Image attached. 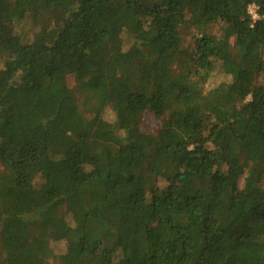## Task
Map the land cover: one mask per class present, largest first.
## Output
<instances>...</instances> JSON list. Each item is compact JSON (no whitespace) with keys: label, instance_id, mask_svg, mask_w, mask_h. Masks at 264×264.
Returning <instances> with one entry per match:
<instances>
[{"label":"trees","instance_id":"1","mask_svg":"<svg viewBox=\"0 0 264 264\" xmlns=\"http://www.w3.org/2000/svg\"><path fill=\"white\" fill-rule=\"evenodd\" d=\"M53 263L264 264V0H0V264Z\"/></svg>","mask_w":264,"mask_h":264},{"label":"rangeland","instance_id":"2","mask_svg":"<svg viewBox=\"0 0 264 264\" xmlns=\"http://www.w3.org/2000/svg\"><path fill=\"white\" fill-rule=\"evenodd\" d=\"M256 8L251 7L250 11L252 14H256ZM220 26L215 25L213 28L214 34H219ZM14 31L16 35L24 40H30L32 37L33 31L30 29L29 25L26 22H22L20 24H17L14 26ZM182 41H183V48L187 50L188 52H191L195 48V42L194 37H197L196 29L192 25H186L182 31ZM230 81V78L225 76L220 68L219 65H216L215 70L213 71L211 77L207 80L205 87H202L203 90L208 91L219 84L222 83H228ZM67 85L70 89H72L76 96L79 97L78 91L76 89V83L73 76H68L66 78ZM201 85V84H200ZM105 119L107 121H113L114 117L111 112H107L105 114ZM161 126V122L159 119H157L154 114L152 113H144L141 117V123H140V131L147 133V134H155ZM243 182V178L240 182V185ZM165 188L164 181L158 180L156 184V189L154 194L160 193L161 189ZM69 220V218H68ZM51 233L53 236V243L52 247L55 250L57 254H63L66 248V242H65V235L58 229H51ZM57 264V263H53Z\"/></svg>","mask_w":264,"mask_h":264},{"label":"built area","instance_id":"3","mask_svg":"<svg viewBox=\"0 0 264 264\" xmlns=\"http://www.w3.org/2000/svg\"><path fill=\"white\" fill-rule=\"evenodd\" d=\"M251 7L256 8L255 6H250V7L248 8V12L252 15L253 20H257V19H258V16H257L256 14H252L251 11H250V8H251Z\"/></svg>","mask_w":264,"mask_h":264}]
</instances>
